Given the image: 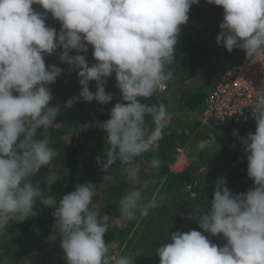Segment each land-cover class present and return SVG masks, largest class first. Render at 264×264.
Here are the masks:
<instances>
[{
	"label": "clouds",
	"instance_id": "9594fccd",
	"mask_svg": "<svg viewBox=\"0 0 264 264\" xmlns=\"http://www.w3.org/2000/svg\"><path fill=\"white\" fill-rule=\"evenodd\" d=\"M223 9L217 45L229 53L242 49L252 63L264 64V0H206ZM199 0H0V237L12 222L35 215L37 198L46 207L55 206L56 230L67 264H109L107 231L98 219L94 185L77 184L57 200L31 180L58 155L50 146L47 130L60 110L49 106L62 69L46 66L45 54L58 48L61 62L79 69L84 101L108 104L113 95L104 84L115 74L122 101L115 103L110 118L100 124L107 134L106 162L96 158L108 173L117 161L125 165L128 181L135 185L118 201L123 218L135 220L158 206L147 199L137 178L136 157L148 152L163 138L169 113L163 103H146L166 89L173 79L169 66L176 58L180 26L187 23L191 5ZM39 5L43 12L34 10ZM61 24L59 32L47 26V14ZM94 49L96 61L89 66L85 55L69 56L70 50ZM96 82V91L89 82ZM69 99L66 106L70 107ZM251 116L255 132L241 138L254 187L234 194L226 178L216 181L210 208L198 216L199 227L213 236L222 235L223 246L211 242L201 231L174 232L170 242L158 247L160 264H264V86L257 91ZM151 121V129L146 121ZM247 119V117H245ZM87 127V126H85ZM43 129L42 137H37ZM235 134V133H234ZM162 161H150L157 170ZM151 183H156L153 179ZM48 186L55 175L45 178ZM162 199V197H161ZM115 264H133L120 256Z\"/></svg>",
	"mask_w": 264,
	"mask_h": 264
},
{
	"label": "rangeland",
	"instance_id": "374dc122",
	"mask_svg": "<svg viewBox=\"0 0 264 264\" xmlns=\"http://www.w3.org/2000/svg\"><path fill=\"white\" fill-rule=\"evenodd\" d=\"M199 3L202 4L203 9L206 11L212 6L206 0H199ZM196 5H191L187 23L180 26L181 30L177 44L194 41L207 45L212 52L211 54H213V57H211L212 61L207 64L203 72L196 75L193 79L178 82L179 76L176 71V64H174L175 58L169 66L173 72V79L168 82L165 91L153 95L152 97L155 100L150 101V103H163L170 114L163 129L162 139L167 137L169 133H178L185 138L184 143H182L183 145L180 148L176 149L175 158L169 167V171L159 181L155 177L161 173L162 169H160L161 167H159L158 171L153 169L150 161L154 157L159 158L161 161H168L174 153L173 151L168 153V155H161L159 153V143L162 142V139L154 144L148 152L138 156L134 164L140 183L143 184L145 181H149L144 188L146 200L155 197L158 206L151 209L147 217L127 220L123 218L119 211L118 201L125 191L135 185L128 181V174L124 170V165L120 164L119 161L114 164L119 175L117 177L115 175L116 179H113L112 187L110 183L108 185V182L103 180L105 172L101 171L100 166L96 167V173L93 175L92 182L95 185L93 201L96 209L99 211L98 219H103L102 223L107 229L104 240L109 247L108 257L115 255L116 259L120 256H128L133 258V264H160L157 249L165 243L166 236L162 235L158 228H164V218L167 217V212H175L176 209L185 206L186 201L191 198L195 199L199 192L213 195L218 178H226V185L234 194L246 193L254 187V185H251V183H254L253 180L247 176L248 161L245 153L238 148L228 146L230 145L229 143L228 145L226 144L231 139L230 133L233 130L232 127L228 126L231 121L220 123L213 117L211 121L214 122L209 126L205 124L201 129L198 118L202 117L204 104L199 109H196L197 111L190 110V108L182 104L186 96H192L197 91H203L207 95L213 84L218 81L224 72L225 62L238 51V49H233L229 53L222 45L218 46L216 43V36L221 31L219 25L223 22L222 7L213 5L212 8L216 7L217 11L214 13L211 8L209 10L210 17L208 15L202 17L195 12ZM33 8L38 12H43V9L39 5H33ZM210 20L212 21L210 22ZM45 23L47 26L55 28L57 32L61 28V24L54 20L50 13L47 14ZM93 50L92 46L89 45L87 53L83 54L92 55ZM61 52L62 49L58 48L52 55L45 54L46 66L56 65L63 70L67 69L70 71L68 73L63 72L54 83V86L57 84V90L55 94H52L49 106H56L58 108L61 104L59 100L61 96L58 93L61 83L64 81L65 84L73 86L77 82L79 83V69L61 62L59 59ZM75 53L78 52L70 50L69 56L74 57L76 56ZM86 60L91 61L90 57H86ZM109 85V88H105L106 92L113 93L115 96L119 94L120 96H116V98L121 99L122 96L119 89L116 88L115 78L110 80ZM80 92L81 89L76 91L68 89L63 97L67 101L72 99L73 107L79 101L85 105L88 104L87 101L80 98ZM95 103L98 104L97 101ZM84 108L85 110L89 109L85 106L76 111L78 113L77 116H79L78 121L86 125L92 124L94 128L98 126L102 136L107 140L106 132L100 127V124L104 122V118L93 117L94 107L88 112H85ZM100 111L104 114L107 113L104 108H101ZM146 125L151 129L150 119L146 121ZM85 130L89 131L88 127ZM79 138L82 140V136H79ZM68 139L70 140L69 137ZM104 148V152L106 153L108 145H105ZM105 153L103 158L106 161ZM230 157L233 158L232 163L230 168L225 170L223 166ZM233 163L236 166H233ZM193 165L198 166V171L196 172V176L194 173L192 174L191 181L184 180L183 176L180 179L177 177L176 181L171 179L177 173L190 172L189 169ZM241 168L243 169L240 172L241 175L236 174L237 169ZM188 172L185 173V178L190 176ZM153 179L156 180V183L150 182ZM116 186L124 189L121 195L116 196ZM51 228L52 233L49 238V245L45 250L38 253L37 256L34 258H24L18 262H10L6 257L0 256V264H67L66 254L61 247L62 237L56 230V219L51 222ZM109 264H115V260Z\"/></svg>",
	"mask_w": 264,
	"mask_h": 264
},
{
	"label": "trees",
	"instance_id": "16d2710c",
	"mask_svg": "<svg viewBox=\"0 0 264 264\" xmlns=\"http://www.w3.org/2000/svg\"><path fill=\"white\" fill-rule=\"evenodd\" d=\"M213 6V5H212ZM211 6V8H212ZM210 8V9H211ZM206 11L203 9L201 3H198L195 8V12L199 16L209 15V10ZM212 10L214 13L217 11L216 7H213ZM212 20H210L211 22ZM206 22V21H205ZM209 24V23H206ZM207 45L202 43H197L194 41H188L186 43H180L176 45V71L178 72L179 78L178 82L186 81L187 79H193L196 75L203 72L208 63L212 61L213 54ZM76 55L78 53H75ZM85 55L90 57L91 61L86 60V62L91 66L96 61L92 55L88 54H78ZM70 72L69 70L62 69V72ZM115 78V74L107 78L104 87L109 88L110 80ZM48 88L51 94H55L57 90V84L54 86V83L48 85ZM117 88V87H116ZM70 89L71 91H76L78 89L82 90V86L77 82L75 86L65 84L64 81L59 86L58 93L60 94V114L58 115L53 126L47 130L48 138L50 140V146L56 149L58 155L52 160L51 164L42 168L40 172L31 178L34 184H39L40 188L47 192L49 195L54 197L57 202L63 195L68 194L69 192L75 190L77 184L91 183L93 175L96 173V167L99 165L96 162L95 157H99L100 160L104 158L105 145L107 140L102 136V133L99 131L98 126L94 128V125H86L85 123L79 122L77 110L81 107H88V112L90 109H93V117L104 118L106 121L110 118V111L114 107L115 103L121 102V99H117L113 95V100L108 104L95 103L96 101L87 102L88 104H83L82 102H76L75 107L72 105L67 107V99L65 96L66 91ZM89 90L95 93L96 91V82H89ZM107 93V92H106ZM111 94V93H110ZM206 93L203 91H197L192 96H186L185 101L182 104L190 110L199 109L203 106L206 98ZM149 101H144L150 103V101L155 100L154 97L148 99ZM103 106V107H102ZM101 108L106 109L107 113L100 111ZM197 111V110H196ZM90 124L89 122H87ZM84 124V125H83ZM85 126L88 127L89 131L85 130ZM85 127V128H84ZM43 129L38 130L37 137L41 138ZM68 136L70 140L68 139ZM82 136V140L79 138ZM184 137L178 133H169L167 137L162 139L160 145V154L168 155L170 152H174L171 156L172 158L166 162L162 161L161 168L162 171L160 174H157L155 178L159 181L164 175L169 171V167L175 158L176 149L180 148L184 143ZM71 146H70V145ZM173 149V150H172ZM102 156V157H101ZM137 157L134 161L136 163ZM233 158H229L226 164H224L223 169L227 170L230 168ZM101 162H106L105 159ZM123 165V164H122ZM236 166L235 163L232 164ZM116 166V165H115ZM124 167H126L124 165ZM190 172L185 171L175 174L174 177H171L172 180L176 181L177 177H184L188 181L192 180V174L196 176L198 171V166L193 165ZM117 168L112 165L109 169L111 180H106L113 186V179L119 175ZM243 169H237L238 175H241L240 172ZM188 172L189 177H186L185 173ZM108 173H104V176ZM49 175H55L56 183L48 186L45 183V178ZM254 185V183H251ZM95 188V185H94ZM124 189L120 186H116V196L121 195ZM213 199V195L208 193L199 192L195 199H188L185 203V206L176 209L175 212H167L164 218V228L159 227L158 230L162 235L166 236L164 244L169 243L170 234L180 231L188 232L191 230L201 231L211 242L217 244L218 246H223L226 241L223 239L222 235L213 236L210 233H205L199 227L198 216L202 212H206L210 208V203ZM184 210V211H183ZM55 211V206L46 207L40 202V199L37 198L34 204L33 213L35 215L27 218L23 222H12L8 225L5 235L0 237V256L6 257L10 262H18L24 258H34L41 251L45 250L49 245V238L52 233L51 222L55 220L53 213ZM181 211V212H180ZM184 214V215H183ZM163 223V222H161ZM160 223V224H161ZM163 244V245H164ZM158 258V257H157ZM160 260V257L158 258ZM160 262V261H159Z\"/></svg>",
	"mask_w": 264,
	"mask_h": 264
},
{
	"label": "built area",
	"instance_id": "2783aa9c",
	"mask_svg": "<svg viewBox=\"0 0 264 264\" xmlns=\"http://www.w3.org/2000/svg\"><path fill=\"white\" fill-rule=\"evenodd\" d=\"M262 86L264 64L252 63L245 52L238 49L225 62L224 72L207 94L201 120L207 122L214 117L220 123L231 121L228 126L233 130L226 144L244 152L240 140L249 132H255L256 124L250 107ZM114 260L115 255L108 257L109 263Z\"/></svg>",
	"mask_w": 264,
	"mask_h": 264
},
{
	"label": "crops",
	"instance_id": "0c3cea01",
	"mask_svg": "<svg viewBox=\"0 0 264 264\" xmlns=\"http://www.w3.org/2000/svg\"><path fill=\"white\" fill-rule=\"evenodd\" d=\"M211 119L212 118H210L206 123L205 122H203L202 120H201V118L199 117L198 118V122H199V127L202 129L203 127L202 126H205V124L207 125V126H209L211 123H213L212 121H211ZM202 121V122H201ZM197 126V125H196ZM199 129V128H198ZM196 130H197V127H196ZM200 130V129H199Z\"/></svg>",
	"mask_w": 264,
	"mask_h": 264
}]
</instances>
